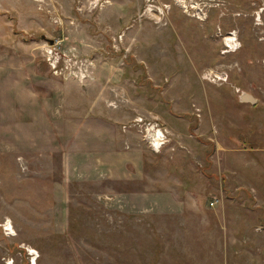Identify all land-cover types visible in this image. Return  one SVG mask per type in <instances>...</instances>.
I'll list each match as a JSON object with an SVG mask.
<instances>
[{
  "label": "rangeland",
  "instance_id": "obj_1",
  "mask_svg": "<svg viewBox=\"0 0 264 264\" xmlns=\"http://www.w3.org/2000/svg\"><path fill=\"white\" fill-rule=\"evenodd\" d=\"M0 264H264V0H0Z\"/></svg>",
  "mask_w": 264,
  "mask_h": 264
},
{
  "label": "bare ground",
  "instance_id": "obj_2",
  "mask_svg": "<svg viewBox=\"0 0 264 264\" xmlns=\"http://www.w3.org/2000/svg\"><path fill=\"white\" fill-rule=\"evenodd\" d=\"M228 45L231 46V48L233 47L232 43H228ZM147 130H148V132H147V138L148 139L147 140L151 141L153 146L158 147L162 143V141L159 139L164 136L163 130H160V131L159 130H153L152 127H149ZM9 228H11V227H9ZM30 251L33 252V250H30Z\"/></svg>",
  "mask_w": 264,
  "mask_h": 264
},
{
  "label": "built area",
  "instance_id": "obj_3",
  "mask_svg": "<svg viewBox=\"0 0 264 264\" xmlns=\"http://www.w3.org/2000/svg\"><path fill=\"white\" fill-rule=\"evenodd\" d=\"M158 130L160 131L161 129L160 128H158ZM146 132H148V130L146 131ZM146 138H147V133H146ZM148 139V138H147ZM150 142V141H149ZM151 144H152V142H151ZM213 202H214V200H210L209 201V204L211 205V204H213ZM30 260H32V261H34V258H30Z\"/></svg>",
  "mask_w": 264,
  "mask_h": 264
},
{
  "label": "water",
  "instance_id": "obj_4",
  "mask_svg": "<svg viewBox=\"0 0 264 264\" xmlns=\"http://www.w3.org/2000/svg\"><path fill=\"white\" fill-rule=\"evenodd\" d=\"M243 97L251 99L249 95H244Z\"/></svg>",
  "mask_w": 264,
  "mask_h": 264
},
{
  "label": "crops",
  "instance_id": "obj_5",
  "mask_svg": "<svg viewBox=\"0 0 264 264\" xmlns=\"http://www.w3.org/2000/svg\"><path fill=\"white\" fill-rule=\"evenodd\" d=\"M252 99V98H251Z\"/></svg>",
  "mask_w": 264,
  "mask_h": 264
}]
</instances>
